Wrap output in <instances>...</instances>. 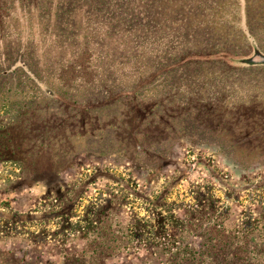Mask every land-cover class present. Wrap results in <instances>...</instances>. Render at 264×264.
Segmentation results:
<instances>
[{"label": "rangeland", "instance_id": "374dc122", "mask_svg": "<svg viewBox=\"0 0 264 264\" xmlns=\"http://www.w3.org/2000/svg\"><path fill=\"white\" fill-rule=\"evenodd\" d=\"M257 52L264 0H0V119L48 88L86 122L50 158L0 160V250L62 264L117 197L124 229L198 248L226 209V232L264 247V64L238 62Z\"/></svg>", "mask_w": 264, "mask_h": 264}, {"label": "trees", "instance_id": "16d2710c", "mask_svg": "<svg viewBox=\"0 0 264 264\" xmlns=\"http://www.w3.org/2000/svg\"><path fill=\"white\" fill-rule=\"evenodd\" d=\"M240 59L238 62L241 63L264 64V55L259 52ZM46 96L47 101L25 110L16 119H0V160L10 159L28 164L31 158L36 160L42 155L49 157L55 153L54 146L63 147L73 140L72 137L83 136L86 122L74 114L81 105L78 102L66 101L52 89L47 88ZM58 103H61V106H57ZM41 108H44L45 112L42 113ZM253 109L254 113H258L257 118L262 120L260 127L263 133L259 137L261 140L264 138V108L256 105ZM71 126L76 128V131ZM260 156H264V150L260 151ZM38 174L44 177L50 175L45 172ZM48 181H53L51 176ZM119 198L108 200L99 208L101 210L91 212L93 217L95 214L96 219L100 216L98 219L103 225L94 226L92 219H89L91 223L79 231L84 240L82 248L67 253L61 261L62 264H114L125 253L137 255V258L141 256L139 259L142 264H264V247L249 245L245 236L239 232H226L228 230L224 224L229 215L226 209L212 225L211 233L215 241L203 243L198 248L179 244L174 246L169 242L168 233L154 229L145 232L139 224L128 226L127 229L122 228L121 213L117 211ZM74 199L75 197H71L70 205ZM193 214L186 213V218L181 223H188L189 228L195 231L196 224L194 220H190ZM112 224H119V227H113ZM184 232L185 230L179 231V235ZM73 236H76L75 231ZM146 238L153 243L145 242ZM157 238H160L161 242L154 243ZM146 252L148 258L144 259L142 254ZM0 264L20 262L9 255L8 251L0 250Z\"/></svg>", "mask_w": 264, "mask_h": 264}]
</instances>
